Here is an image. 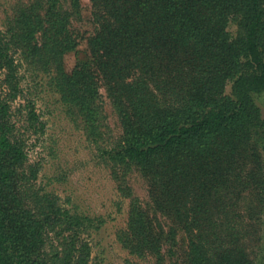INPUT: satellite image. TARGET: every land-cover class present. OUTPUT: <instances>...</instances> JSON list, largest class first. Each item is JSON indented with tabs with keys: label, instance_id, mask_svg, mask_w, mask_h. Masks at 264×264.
<instances>
[{
	"label": "trees",
	"instance_id": "1",
	"mask_svg": "<svg viewBox=\"0 0 264 264\" xmlns=\"http://www.w3.org/2000/svg\"><path fill=\"white\" fill-rule=\"evenodd\" d=\"M91 1L92 57L79 72L94 62L104 76L124 123L123 158L189 235L185 264H264V119L255 98L264 94V0ZM17 46L0 30V264H90V219L35 189L28 145L44 122L25 98ZM245 203L260 224L258 260L239 227Z\"/></svg>",
	"mask_w": 264,
	"mask_h": 264
},
{
	"label": "rangeland",
	"instance_id": "2",
	"mask_svg": "<svg viewBox=\"0 0 264 264\" xmlns=\"http://www.w3.org/2000/svg\"><path fill=\"white\" fill-rule=\"evenodd\" d=\"M93 18L91 0H0V30L12 31L25 98L44 122L28 145L29 164L38 167L35 189L90 219V264H185L189 235L158 208L148 176L123 158L124 123L104 76L94 62L79 72L78 63L92 57ZM228 30L238 36L236 20ZM259 41L264 49V22ZM225 91L233 95L232 81ZM255 98L264 119V94ZM248 205L239 227L251 235L258 260L260 224Z\"/></svg>",
	"mask_w": 264,
	"mask_h": 264
}]
</instances>
